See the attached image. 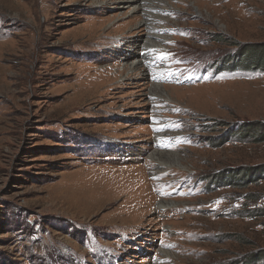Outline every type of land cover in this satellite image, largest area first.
Here are the masks:
<instances>
[{"label": "rangeland", "instance_id": "rangeland-1", "mask_svg": "<svg viewBox=\"0 0 264 264\" xmlns=\"http://www.w3.org/2000/svg\"><path fill=\"white\" fill-rule=\"evenodd\" d=\"M117 1L0 0V264H264V178L228 175L264 168V71L220 70L246 47L264 58V0H168L151 99L154 78L124 68L140 19ZM247 123L262 128L223 138ZM157 147L182 167L154 189ZM152 190L175 207L103 224Z\"/></svg>", "mask_w": 264, "mask_h": 264}, {"label": "bare ground", "instance_id": "bare-ground-1", "mask_svg": "<svg viewBox=\"0 0 264 264\" xmlns=\"http://www.w3.org/2000/svg\"><path fill=\"white\" fill-rule=\"evenodd\" d=\"M195 1H197L200 5L208 4L206 0H195ZM216 1L217 0H213L211 5L213 6L214 4H216L215 3ZM117 2L120 3L122 7L130 6L131 10L136 15H138L140 19L138 25L140 28H142L141 33L143 35L140 41L137 42V44L130 45V50L135 55L134 57L130 59L125 57L124 68L127 69L128 73H131L133 70H136V69L143 70L145 71L147 77L148 76L150 77V80L154 78L155 83L153 84V87H154L153 89H155V93H151V94L147 93L145 95L148 99H151L154 97L158 98L156 91L161 89L160 84H159L160 79H161L160 77H162L163 79L164 77H167V75L169 76V72H171V68L168 65L170 62L168 58V53H166V44H168L169 41H168L167 36L165 35L166 28L163 25H165V23L168 22L169 20L166 17V14L170 10L172 11L173 9L168 3V0H157V1H154V0H118ZM135 49H137L136 52H135ZM163 54H167V57L159 58ZM128 57H129V54H128ZM178 91H182V89L173 88L172 90H170L171 94H173V92L175 93ZM162 99L163 101L158 105L162 104V106H165L166 100H164V98ZM157 100L158 99H155V101H151L150 103H157ZM156 116H157L156 114H153L152 119L155 120ZM153 137H154V142L156 145H163V144H167L172 138L175 137V135L170 134V133L154 132ZM162 150L163 149H160L158 147L156 150H153L150 153V155L147 156L146 158L147 160L145 161V164L143 165L145 168H147L150 165H153L155 167V171L151 172V175L149 176L150 178H147L151 182L150 183L151 187L154 189L162 186L163 182H159L158 179L170 173L172 169L170 168V166L176 165V167H179V168L182 167V165L178 163V158L172 157L176 155H174L173 153L167 152V151L163 152ZM167 160H173V161H176V163L173 161L169 162ZM164 167H167V168H164ZM130 170H133L134 172L135 171L138 172L137 168L130 169ZM179 172L180 171H178V173ZM96 188L97 187H95L94 189ZM153 190L151 192L146 193L145 196L143 195L138 196L134 194L132 191L130 193L127 191L126 192L127 197L130 196L128 200L129 199L131 201L133 200L132 205L130 206L126 204L125 202L120 204L115 211L116 213H114L112 216H109V219L107 217L108 220L104 221L103 224L109 225L108 227L110 228L112 227V229L113 228L115 229L116 227H123L125 229L127 227H130L136 224L139 221L140 217H142L145 213L148 214L147 211H149L152 208H154L158 214H161L164 211L169 210L172 207H175L174 202H170V201L164 200L162 197L153 195ZM119 194L120 193H118V195ZM102 198L103 197H99V196L97 197L93 205L92 212L98 210L102 206L103 203H100ZM125 207H128L132 209L133 211L130 210V214L129 212L124 213L123 209Z\"/></svg>", "mask_w": 264, "mask_h": 264}, {"label": "trees", "instance_id": "trees-1", "mask_svg": "<svg viewBox=\"0 0 264 264\" xmlns=\"http://www.w3.org/2000/svg\"><path fill=\"white\" fill-rule=\"evenodd\" d=\"M258 49H255V51ZM252 52L250 50L249 47L243 48L241 49V52L237 55L236 59L232 61V59H230L229 61H227L226 57L225 59L221 62V66H220V70H224L223 68H225L226 65L230 66V68H251L258 70L259 68H261L264 71V58H260V53L258 52ZM257 55H256V54ZM262 54V53H261ZM231 62V64L229 65V63ZM235 69V68H234ZM260 128H262L261 124H241V125H236L235 127H232L231 129H229V131H227L225 133V135L223 136V138H231L233 136H235L236 138H244V139H248L251 136H253V134H256V132L258 130H260ZM255 137V136H254ZM253 137V138H254ZM256 140H263L264 139V135H262L261 137H255ZM259 168H252L251 171V175H248V173L245 172H239L234 170L233 172H229L228 175L232 176L233 179L235 180H240L242 182V184H249L250 182H252V177H254L255 175L258 178H264V168H260V170H258ZM259 171V172H256ZM233 182V181H232ZM234 184V183H233ZM237 184V183H236Z\"/></svg>", "mask_w": 264, "mask_h": 264}, {"label": "snow or ice", "instance_id": "snow-or-ice-1", "mask_svg": "<svg viewBox=\"0 0 264 264\" xmlns=\"http://www.w3.org/2000/svg\"><path fill=\"white\" fill-rule=\"evenodd\" d=\"M167 54H163L162 56H160L159 58H166Z\"/></svg>", "mask_w": 264, "mask_h": 264}]
</instances>
